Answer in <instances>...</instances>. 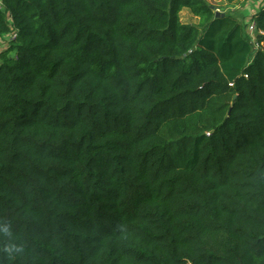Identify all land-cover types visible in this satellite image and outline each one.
Instances as JSON below:
<instances>
[{
  "label": "trees",
  "instance_id": "obj_1",
  "mask_svg": "<svg viewBox=\"0 0 264 264\" xmlns=\"http://www.w3.org/2000/svg\"><path fill=\"white\" fill-rule=\"evenodd\" d=\"M2 3L0 264H264V34L207 0Z\"/></svg>",
  "mask_w": 264,
  "mask_h": 264
},
{
  "label": "rangeland",
  "instance_id": "obj_2",
  "mask_svg": "<svg viewBox=\"0 0 264 264\" xmlns=\"http://www.w3.org/2000/svg\"><path fill=\"white\" fill-rule=\"evenodd\" d=\"M212 5H215L219 7V11H222V13L231 14V16L235 17L241 25L243 23L247 27V25L252 21L253 12L250 9H246V6L249 5V0H236L231 5H227V0H207ZM254 1L251 0L250 3ZM255 2H258L257 4H262L264 1L262 0H256ZM248 7V6H247ZM221 9V10H220ZM180 18L183 23L186 24H197V19L194 18L191 14H189L188 11L183 10L180 13ZM244 21V22H243ZM12 40V34L4 35L0 42V51L5 49L7 45Z\"/></svg>",
  "mask_w": 264,
  "mask_h": 264
},
{
  "label": "built area",
  "instance_id": "obj_3",
  "mask_svg": "<svg viewBox=\"0 0 264 264\" xmlns=\"http://www.w3.org/2000/svg\"><path fill=\"white\" fill-rule=\"evenodd\" d=\"M0 11H4V5L2 3V0H0ZM216 12L218 13L219 10H216ZM246 32L249 36V42L253 48V50H257L260 48V42H259V38L264 34L263 32L257 31L256 30V26L254 21H250V23L247 25L246 27ZM14 38V36H12V39ZM246 77V76H245ZM230 86H232V84H230Z\"/></svg>",
  "mask_w": 264,
  "mask_h": 264
},
{
  "label": "crops",
  "instance_id": "obj_4",
  "mask_svg": "<svg viewBox=\"0 0 264 264\" xmlns=\"http://www.w3.org/2000/svg\"><path fill=\"white\" fill-rule=\"evenodd\" d=\"M250 1L251 0L248 1L249 5H247L248 7L246 6V9H250L253 12V16H252V19H253L254 15L259 11V9L264 6V3L257 4L258 2H255L256 0L250 3Z\"/></svg>",
  "mask_w": 264,
  "mask_h": 264
},
{
  "label": "clouds",
  "instance_id": "obj_5",
  "mask_svg": "<svg viewBox=\"0 0 264 264\" xmlns=\"http://www.w3.org/2000/svg\"><path fill=\"white\" fill-rule=\"evenodd\" d=\"M8 251H10V252H11V251H13V249H12V248H9V249H8Z\"/></svg>",
  "mask_w": 264,
  "mask_h": 264
}]
</instances>
